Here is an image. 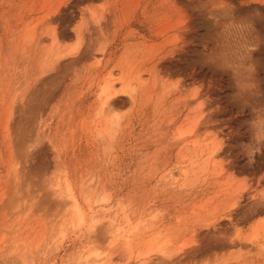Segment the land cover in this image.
Segmentation results:
<instances>
[{"label":"rangeland","instance_id":"rangeland-1","mask_svg":"<svg viewBox=\"0 0 264 264\" xmlns=\"http://www.w3.org/2000/svg\"><path fill=\"white\" fill-rule=\"evenodd\" d=\"M97 253L264 264V0H0V264Z\"/></svg>","mask_w":264,"mask_h":264},{"label":"bare ground","instance_id":"bare-ground-1","mask_svg":"<svg viewBox=\"0 0 264 264\" xmlns=\"http://www.w3.org/2000/svg\"><path fill=\"white\" fill-rule=\"evenodd\" d=\"M110 84V83H109ZM113 85V84H112ZM107 86V87H105V88H103V90H102V94H104L105 95V101H104V103H103V105H107V103H110V102H113V103H115L116 102V99H113L112 101H110L109 102V100H110V98H112L111 97V95H113V94H110V87H112V88H114V86ZM116 95V96H115ZM115 95H113V96H115L116 98H117V96H118V94H115ZM122 96V95H121ZM114 97V98H115ZM109 99V100H108ZM113 103H111V104H113ZM103 109V108H102ZM98 259L100 260V255L97 253V255H96V257H95V259L93 260V262H95L96 264H101L99 261H98ZM91 261H89V263H90ZM91 264V263H90Z\"/></svg>","mask_w":264,"mask_h":264}]
</instances>
